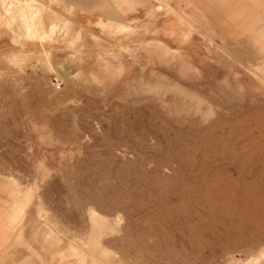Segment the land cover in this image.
<instances>
[{
  "label": "rangeland",
  "instance_id": "rangeland-1",
  "mask_svg": "<svg viewBox=\"0 0 264 264\" xmlns=\"http://www.w3.org/2000/svg\"><path fill=\"white\" fill-rule=\"evenodd\" d=\"M197 2L198 25L150 0L116 37L0 0V181L58 202L43 264H264L263 1Z\"/></svg>",
  "mask_w": 264,
  "mask_h": 264
},
{
  "label": "crops",
  "instance_id": "crops-1",
  "mask_svg": "<svg viewBox=\"0 0 264 264\" xmlns=\"http://www.w3.org/2000/svg\"><path fill=\"white\" fill-rule=\"evenodd\" d=\"M67 1L73 2L76 11L75 17H83V20L85 18L84 21H89L91 24L89 28L92 32L95 31L99 34L101 32H114L117 37L122 35L123 31H117L116 26L118 24L132 26L133 22L130 24L128 22L134 20L138 15L139 8L148 6L146 3L150 0ZM176 1L177 15L180 19L179 25L188 23L195 26L202 23V14L197 6L198 0ZM260 1H263V11H255L253 14L264 16V0ZM230 7H233V4ZM231 14V11L227 10L228 22H231ZM246 14H251V12ZM181 19L185 23H181ZM103 21L111 23L112 26L101 25L100 22ZM216 22L221 27H216L215 22H213L210 28L212 32L230 30L228 22H226L228 27L225 28L219 23V19ZM41 192L42 187L37 183H29L24 189L17 191L0 181V264H43L42 240L44 239V232L41 215L43 207L46 208L47 212H50L47 222L52 226L59 223V211L58 202L53 205L52 201H43ZM19 207H22L20 212H18ZM57 236V231L54 235L51 232L50 238L57 239ZM54 251H57V248H50V252L46 254L52 255Z\"/></svg>",
  "mask_w": 264,
  "mask_h": 264
},
{
  "label": "bare ground",
  "instance_id": "bare-ground-1",
  "mask_svg": "<svg viewBox=\"0 0 264 264\" xmlns=\"http://www.w3.org/2000/svg\"><path fill=\"white\" fill-rule=\"evenodd\" d=\"M32 6V5H31ZM30 6V7H31ZM1 7V6H0ZM33 7V6H32ZM30 10H32L31 8H30ZM36 10V9H35ZM34 10V11H35ZM28 12H30V11H28ZM32 12V11H31ZM36 13V12H35ZM32 15V14H31ZM34 16V15H33ZM23 17V16H22ZM23 18H25V19H23ZM22 19H23V22L26 24V23H29V24H31V23H33L32 21L31 22H29L28 21V19H26V17H23ZM32 20V19H31ZM18 21H20V20H18ZM21 23V22H20ZM36 25V24H35ZM34 26V25H33ZM32 29V28H31ZM158 46V45H157ZM13 184V183H12ZM74 246V245H73ZM73 246H70L71 248H74ZM68 249V248H67ZM75 249H77V248H75ZM264 251V250H263ZM78 252V251H77ZM74 253H76V252H73V255H74ZM77 254V253H76ZM70 255V254H69ZM72 255V254H71ZM78 255V254H77ZM81 255V254H80ZM260 258H264V256L263 257H260ZM80 261H81V264H84L85 263V261H83V256H80V258H78ZM77 259V260H78ZM79 262V261H78Z\"/></svg>",
  "mask_w": 264,
  "mask_h": 264
},
{
  "label": "built area",
  "instance_id": "built-area-1",
  "mask_svg": "<svg viewBox=\"0 0 264 264\" xmlns=\"http://www.w3.org/2000/svg\"><path fill=\"white\" fill-rule=\"evenodd\" d=\"M54 81H55L56 85H58V86H59V83H57V80H56V79H54Z\"/></svg>",
  "mask_w": 264,
  "mask_h": 264
}]
</instances>
